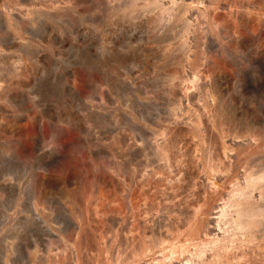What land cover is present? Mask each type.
I'll list each match as a JSON object with an SVG mask.
<instances>
[{
  "label": "rangeland",
  "instance_id": "obj_1",
  "mask_svg": "<svg viewBox=\"0 0 264 264\" xmlns=\"http://www.w3.org/2000/svg\"><path fill=\"white\" fill-rule=\"evenodd\" d=\"M0 264H264V0H0Z\"/></svg>",
  "mask_w": 264,
  "mask_h": 264
}]
</instances>
